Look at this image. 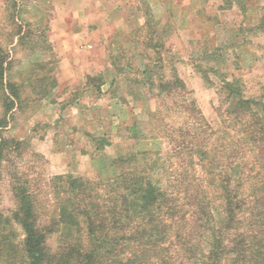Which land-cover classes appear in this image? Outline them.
<instances>
[{
	"label": "rangeland",
	"instance_id": "rangeland-1",
	"mask_svg": "<svg viewBox=\"0 0 264 264\" xmlns=\"http://www.w3.org/2000/svg\"><path fill=\"white\" fill-rule=\"evenodd\" d=\"M243 2L244 11L237 0H0L6 77L21 86V102L9 111L0 135L22 142L8 158L34 172L41 215L53 203L47 184L54 175L97 182L130 164L165 184L168 142L151 136L150 112L158 101L132 79L142 60L130 33L143 25L147 9L166 26L161 40L170 52L164 53L163 72L176 69L212 126L214 144L232 135L216 110L222 74L237 79L245 97L264 104V0ZM204 50L212 60L203 61ZM194 64L216 73L205 81ZM97 74L99 88L86 80ZM38 88L47 95L37 96ZM127 88L144 91L137 99ZM99 137L107 142L98 144ZM119 157L127 161L121 164ZM7 168L0 171L4 211L14 207ZM194 170L212 197L204 168L196 164ZM15 230L19 243L21 231ZM57 239L56 233L47 239L52 250Z\"/></svg>",
	"mask_w": 264,
	"mask_h": 264
},
{
	"label": "trees",
	"instance_id": "trees-1",
	"mask_svg": "<svg viewBox=\"0 0 264 264\" xmlns=\"http://www.w3.org/2000/svg\"><path fill=\"white\" fill-rule=\"evenodd\" d=\"M237 1L244 11V2ZM144 15L143 25L130 33L131 43L141 46L142 60L132 79L158 101L150 112L151 136L168 142L165 184L130 164L97 182L58 174L47 184L51 209L41 215L34 172L8 158L22 142L0 135V171L8 167L14 200L12 209L0 208V264H264V104L245 97L238 80L222 74L216 110L232 135L214 144L212 126L176 69L163 72L164 53L170 52L161 40L166 26H159L148 9ZM201 55L212 60L205 50ZM7 59L0 44V129L21 102V86L6 77ZM194 67L205 81L216 73ZM99 77L86 76L87 84L99 88ZM143 91L130 89L129 95L138 99ZM36 95L47 92L38 88ZM117 160L123 164L127 158ZM196 164L205 170L212 197L195 173ZM55 233L52 250L47 239Z\"/></svg>",
	"mask_w": 264,
	"mask_h": 264
}]
</instances>
